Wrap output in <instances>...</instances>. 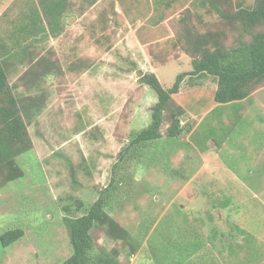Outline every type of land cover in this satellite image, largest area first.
Listing matches in <instances>:
<instances>
[{
    "label": "rangeland",
    "instance_id": "rangeland-1",
    "mask_svg": "<svg viewBox=\"0 0 264 264\" xmlns=\"http://www.w3.org/2000/svg\"><path fill=\"white\" fill-rule=\"evenodd\" d=\"M41 1L0 0V47L20 40L27 55L7 63L9 83L35 101L24 113L32 147L16 157L24 174L0 177V264H62L73 252L64 218L104 189L132 244L96 224L90 264H264V86L222 104L213 76L186 77L180 135L166 121L162 138L120 160L158 101L144 75L167 88L193 69L185 27L225 44L237 32L201 0H67L59 31L28 44L13 31L40 18ZM13 229L23 236L4 245Z\"/></svg>",
    "mask_w": 264,
    "mask_h": 264
},
{
    "label": "trees",
    "instance_id": "trees-1",
    "mask_svg": "<svg viewBox=\"0 0 264 264\" xmlns=\"http://www.w3.org/2000/svg\"><path fill=\"white\" fill-rule=\"evenodd\" d=\"M222 1L225 0H201V4L211 7L224 18L237 32L236 37L230 44H225L220 41L221 33L217 36L214 33L197 32L190 26L185 27L182 41L192 57L193 69L180 72L174 83L167 88L154 73L144 75V80L156 91L158 101L152 109L151 123L135 133L129 145L120 152V160H123L125 154L133 147L140 144L148 147L151 142L162 138L164 134L161 128L166 121L170 122L167 136L173 138L180 135L184 129L181 118L186 112V107L180 104L174 95L182 89L186 77L213 76L217 83L215 100L222 104L245 99L253 91L264 86V0H254L248 5L239 4L235 9H226V3ZM40 5L42 19L33 18L30 22L19 23V26L15 27L16 31H13L16 38L21 39L24 33H27L25 41L29 40L28 44H32V40L54 35L59 31L61 19L66 14L67 0H42ZM20 45H23L20 40L18 48L12 45L15 49L13 53L9 52L6 43L0 47V177L4 182L23 176V170L16 164V157L28 151L33 144L24 113L29 112L35 101L27 105L25 99L16 94L9 83L6 67L9 60L15 56L25 62L27 55L20 51ZM118 165L119 161L114 165V173ZM115 180L114 174L109 186L113 185ZM106 191H101L98 199L84 214L64 218L73 252L62 264H90L91 251L96 246L92 235L96 224L106 227L111 237L127 240L132 244L129 239L130 231L117 222L107 209ZM23 233L22 229L8 230L1 238L4 245H10L21 238ZM134 248L132 246V251ZM197 248L198 246L194 250Z\"/></svg>",
    "mask_w": 264,
    "mask_h": 264
},
{
    "label": "water",
    "instance_id": "water-1",
    "mask_svg": "<svg viewBox=\"0 0 264 264\" xmlns=\"http://www.w3.org/2000/svg\"><path fill=\"white\" fill-rule=\"evenodd\" d=\"M142 72H139V74H141Z\"/></svg>",
    "mask_w": 264,
    "mask_h": 264
}]
</instances>
